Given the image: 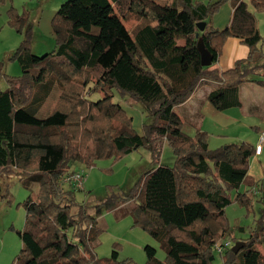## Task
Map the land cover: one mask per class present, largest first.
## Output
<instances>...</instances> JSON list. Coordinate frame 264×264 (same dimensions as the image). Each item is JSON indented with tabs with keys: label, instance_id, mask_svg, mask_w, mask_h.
Listing matches in <instances>:
<instances>
[{
	"label": "trees",
	"instance_id": "obj_1",
	"mask_svg": "<svg viewBox=\"0 0 264 264\" xmlns=\"http://www.w3.org/2000/svg\"><path fill=\"white\" fill-rule=\"evenodd\" d=\"M226 1L66 0L51 19L55 49L41 56L30 46V12L7 9V25L22 36L8 60L18 63L21 74L2 73L0 61L7 85L0 89V202L10 200L2 177L38 185L37 198L20 203L21 247L10 264H132L118 259L117 247L107 258L93 252L102 232L97 218L131 200H139L130 210L132 225L158 241L166 255L163 262L145 245L144 264H216L215 244L244 231L229 225L225 209L233 201L247 212L253 205L256 194L239 189L254 146L240 141L210 149L207 133L176 109L204 81L217 84L204 101L219 111L242 105L241 84L264 86L255 18L264 0H231L229 23L213 28L210 19ZM132 18L138 23L129 30L123 21ZM198 23H205L204 30ZM228 37L239 39L248 54L222 70L218 58ZM199 38L212 55L209 66L200 63ZM55 86L53 106L38 116ZM113 91L141 104L150 117L141 133L112 101ZM184 122L196 129L193 136L183 131ZM164 143L172 165L159 160ZM140 147L152 154L151 167L126 194L112 192L96 204L94 214L76 200L77 188L61 185L71 166L89 168L96 159L117 160ZM256 202L264 206V195ZM234 240L243 246L236 253L227 249L219 264H264V247L257 248L264 246V214L247 237Z\"/></svg>",
	"mask_w": 264,
	"mask_h": 264
},
{
	"label": "rangeland",
	"instance_id": "obj_2",
	"mask_svg": "<svg viewBox=\"0 0 264 264\" xmlns=\"http://www.w3.org/2000/svg\"><path fill=\"white\" fill-rule=\"evenodd\" d=\"M6 1L7 3L11 2V0ZM24 1L27 0H13L18 7L22 6V8L30 12V22L32 28V41H30V46L32 47L34 54L41 56L55 49V40L52 34L51 21L48 20L45 22L43 20L41 24L32 23L31 13L35 14L37 12V8L29 9V3H27L24 7L22 5V2ZM34 3L35 0L30 1L31 6H33ZM261 12L264 11L256 12L255 18L256 14ZM262 15L264 16V14ZM123 23L127 29L131 30L138 23V20L132 18L124 20ZM256 26L262 36L260 47L264 51V23L263 25H261V23L257 25L256 20ZM8 63V66L5 65L6 68L4 66V69H2V73L10 76H18L21 74L20 67L16 61H8ZM13 67L15 68L13 69ZM6 86L7 85L3 76L0 75V89H5ZM58 91L59 88L55 86L50 98L47 100L40 113H38V116L44 117L47 115L53 106ZM88 92L89 91L86 93ZM239 94L243 103V108L245 110L248 109L246 114L249 117V121L259 120L260 116L264 114V87L256 85L253 82H246L243 85H240ZM97 98V94L90 95V99L92 100H96ZM112 101L121 104L126 109L128 116L130 115L132 117L133 127L141 133L142 124L150 121V117L147 116V113L144 111L141 104H138L133 99L128 97L119 96L116 91H113ZM191 109H194V107ZM177 112H179V110H177ZM184 117H186V115H184ZM190 119L192 120L193 117H190ZM202 121L206 124L212 123L210 118H205L204 115H199L198 119L195 118L194 123L198 122V127L201 128ZM195 130L196 129L194 127L187 124L183 127V131L191 136L195 134ZM207 143L210 149H215L221 146L225 147L227 144H230L225 142L221 143V145H216L213 137H208ZM152 160V154L147 149L140 147L127 155L121 156L117 160H114L111 157L96 159L94 160L93 165L89 168H86L84 165L71 166L69 173L72 171L83 170L85 174L83 178V188L76 192V200L85 204L90 214H94L95 205L107 198L112 192L114 194H126L138 181L141 174L151 167ZM159 160L161 163L166 165H172L174 161L172 150L167 143H164L161 147ZM2 178L3 184H7V192L10 200L7 202H0V208H2L3 205L6 206L4 210L8 211L7 219L9 222L14 220L15 222H22L23 224L24 208L20 203H22L29 196L36 199L38 185L36 183L23 184L22 181H19L14 177L10 179L7 177ZM61 185L64 188L67 187V184H64L63 182H61ZM251 194L254 195L253 193ZM234 196L235 194L232 195V197ZM256 198V196H253V205L250 207L248 212L244 206L240 205L236 201H233L226 207L225 216L229 225L242 227L244 231L239 232V230H235L231 237L225 239L230 242V246L224 249L222 254L214 252L216 264L221 262V257L224 255L226 250L230 249L235 243L234 239L247 237L249 232L256 227L258 221L262 218L264 214V206L261 203L256 202ZM138 202L139 200H131L111 211H104L97 218V226L102 229V232L95 240V247L93 249L97 258L109 257L111 251L114 249L116 250L117 247L119 260L128 259L132 262V264H144L146 256L143 247L145 245H150L156 249V257L159 260L166 262L165 251L161 247L160 243L149 236L147 232L143 231L141 228L132 225L133 221L130 215V210ZM20 225L21 223H19V226ZM16 230L18 229H15L14 233H11V235L17 241V237L15 236ZM2 232L3 231L0 229V241L5 236ZM15 243L17 245L19 244L18 241ZM6 246L7 245H5V247ZM263 247V245H257V248L260 250L263 249ZM19 249V247H16L12 251L14 253H11V255L10 253L9 255H6L7 248L4 249L0 253V264H10Z\"/></svg>",
	"mask_w": 264,
	"mask_h": 264
},
{
	"label": "crops",
	"instance_id": "obj_3",
	"mask_svg": "<svg viewBox=\"0 0 264 264\" xmlns=\"http://www.w3.org/2000/svg\"><path fill=\"white\" fill-rule=\"evenodd\" d=\"M27 1L22 2V5L24 7L27 3H29V9L37 8V12L35 14L31 13L32 23L41 24L43 20L45 22H47L48 20L51 21L52 16L57 11L59 6L66 0H35L33 6L30 5L31 0ZM192 1H202L204 3H207L214 2L216 0ZM230 1L231 0H227L220 7L218 12L211 17L210 23L213 28L222 29L229 23L233 11V7ZM11 5L15 7L19 12L24 9L22 8V6L18 7V5L15 4L13 0L8 3L6 0H0V61H3L2 69H4L5 65L8 66V58L11 56L22 38L20 34L16 33L7 25L8 16L6 12ZM262 14H264V12L256 14L257 25L259 23L263 25L264 23V16ZM247 54V46L242 44L237 38L228 37L224 41V44L222 46L218 58V65L222 70H227L233 67L235 61L245 58ZM14 68L15 67H13V69ZM216 85L217 84L215 82L204 81L197 87V89L185 103L176 108L177 110H179L178 113L182 116V118H185L186 120L190 119V117H193V123L195 122V118L198 119L199 115H204L205 118L209 117L212 123L206 124L204 121H202L201 129L207 133V139L208 137L214 138L216 145H221V143L225 142L231 143L245 141L255 146L258 141L260 132L264 131V114L260 116V119L257 121H249V117L246 114L248 109L245 110L243 108V103L240 107L229 108L225 111H219L215 109L209 102L204 101V98L210 90L216 87ZM193 107L194 109H191ZM184 115H186V117H184ZM185 124L190 125L188 122H184V125ZM194 124H198V122ZM247 175L248 176L245 181L246 184L244 183L240 187L239 191L244 192L248 190L253 193L252 189H256V197L258 195H264V146H262L259 154H254V156L250 158ZM252 181L254 182V184L249 187L248 183ZM260 188L262 189L260 190ZM5 207L6 206L3 205V207L0 208V229L3 231L2 234L5 235L0 241V253L7 248L6 255H9V253L11 255V253H14L12 251L16 247L20 248L21 246L17 234L15 236L17 237V241L19 242L18 245L15 243L17 241L14 239L11 233H14L15 229H21L23 224L22 222H15L14 220H11L9 222V220L7 219L8 211L4 210ZM19 223H21L20 226ZM5 245L7 246L5 247Z\"/></svg>",
	"mask_w": 264,
	"mask_h": 264
},
{
	"label": "built area",
	"instance_id": "obj_4",
	"mask_svg": "<svg viewBox=\"0 0 264 264\" xmlns=\"http://www.w3.org/2000/svg\"><path fill=\"white\" fill-rule=\"evenodd\" d=\"M264 144V131L260 132L259 136H258V141L257 144L255 145V149H254V154H259L262 146ZM85 174L83 170H78L72 173H69L67 175H65L61 180V182H63L64 184H70L73 185L75 188L82 189L83 188V178H84ZM253 194H256L257 191L256 189H252ZM228 246H230V242L229 241H222L219 242L217 244H215L214 246V252L217 254H222L223 250L226 249Z\"/></svg>",
	"mask_w": 264,
	"mask_h": 264
},
{
	"label": "water",
	"instance_id": "obj_5",
	"mask_svg": "<svg viewBox=\"0 0 264 264\" xmlns=\"http://www.w3.org/2000/svg\"><path fill=\"white\" fill-rule=\"evenodd\" d=\"M197 27L199 31L204 30L205 28V23H198ZM196 37H198V33L195 34ZM197 49L200 54V63L202 66H209L212 63V55L210 52L205 48L204 43L201 38L198 39L197 42ZM243 241H236L232 247L230 248L232 252L236 253L242 246H243Z\"/></svg>",
	"mask_w": 264,
	"mask_h": 264
}]
</instances>
